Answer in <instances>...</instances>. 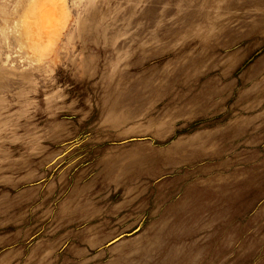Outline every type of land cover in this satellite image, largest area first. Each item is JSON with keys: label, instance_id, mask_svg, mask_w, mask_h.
<instances>
[{"label": "rangeland", "instance_id": "374dc122", "mask_svg": "<svg viewBox=\"0 0 264 264\" xmlns=\"http://www.w3.org/2000/svg\"><path fill=\"white\" fill-rule=\"evenodd\" d=\"M0 264H264V0H0Z\"/></svg>", "mask_w": 264, "mask_h": 264}]
</instances>
